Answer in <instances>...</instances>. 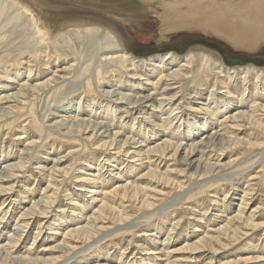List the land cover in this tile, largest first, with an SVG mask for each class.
Returning <instances> with one entry per match:
<instances>
[{"label": "rangeland", "instance_id": "obj_1", "mask_svg": "<svg viewBox=\"0 0 264 264\" xmlns=\"http://www.w3.org/2000/svg\"><path fill=\"white\" fill-rule=\"evenodd\" d=\"M15 1L24 12L20 13L19 17L18 15L16 17V14L9 15L8 12H4L6 16L3 14V16L0 17V89H3L0 90V97L9 91V88H3L6 85H11V92H15L13 88H19L16 84L12 85L8 83V78L4 75L6 68L9 70L7 76L11 77L12 80L16 78L17 82L21 84L26 83L27 85L34 86L50 78L51 70H54L57 64L63 66L64 62L55 64L56 62H54V60L53 63L51 61L47 64V62H44L48 60L46 56L54 57L55 48L61 46L66 40L76 43L74 38L66 39L62 38L61 35L67 34L70 30L78 26L81 28L82 25L83 27L91 26L92 29H98L100 27L102 29L111 28V30H114L122 39L125 49L139 59H148L154 55L170 52L177 56H184L191 51L200 50L214 53L217 58L226 62L225 66L230 68L248 65L255 66L256 64L255 67L264 69V46L255 51L236 50L222 40L214 36L203 34L197 30H190V32L180 31L161 36V19L159 18L161 14L160 12H156L157 6L152 5L149 7L140 0ZM75 45L79 47V44ZM25 55L33 57L34 60L38 59L36 61L40 62L38 68H35L37 71H34L32 80L28 79V68L26 66H19L17 62ZM50 60L53 59L51 58ZM88 65L93 67L92 63ZM84 67L86 68V66ZM91 67L90 70L92 69ZM19 71L21 76H15V74L18 75ZM83 72L81 73L84 75L82 79H80L82 81L84 77L86 78L93 75L91 74L92 70L88 72V70L85 69ZM72 86L73 84L69 85L67 88L68 91L65 90V92H63L65 95L62 93V91H64L63 89L59 91L60 93L57 92L45 95V97H38V100H31L27 105L18 106L19 109H16L17 114L0 122V166L21 161L28 163L26 165L27 167L29 166L24 178L18 180L16 183L4 186L6 188L13 187L14 190L11 192V196L5 194L6 196L0 200V209H5L7 212L5 218L6 223L0 228V242L5 243V241H7L17 221H22L23 212L31 208L34 201L41 199L44 195L54 196L55 198L59 197L51 209L50 207L47 209L49 214L41 218L39 217L37 220H32L30 226L25 230L21 245L17 249H14L15 251L10 255V257L16 260L20 258L21 260L24 259L23 262L19 261L18 264H28L26 261L28 258V260H47L51 257H55L57 254H51L52 252H49L47 248L56 244V240L60 242L63 237L59 236L53 238L49 236L48 233H50V231L52 232L53 229H61V232H66L78 226L85 227V224H92L90 220L86 218L87 216L91 217L96 215L94 211L99 208L100 203L95 204L92 199L88 198L89 194L84 192L90 190L94 185L90 184V186L88 184L79 183L78 181H80V178L96 180L98 182L97 188L99 186L98 190H96L99 193H105L114 190L118 185L136 181L140 174L148 171L144 168L145 166L140 167L133 164L136 159L130 158L132 154L126 156L124 152L118 150H111L108 152H104L103 150L92 154V152L96 151L93 149L99 148L98 146L102 143L96 140L86 142L80 141L79 138H67L66 140L65 137L57 135L56 127H50V124L59 119L56 118L54 114L68 116L76 112L79 107V101L82 97L80 94L78 96L74 95V97L73 95L70 96L71 98L68 99H72L71 103L63 100L65 97H69V89ZM125 86L126 85L122 86L123 88L120 89V92L139 95L138 91H130V88ZM101 87L102 90L109 89L106 84H102ZM118 87L119 86L115 88ZM149 89L150 88L147 90ZM210 90L211 84L209 87L204 88L202 97L198 100H190L193 94L192 90L188 89L186 92L184 91V101L177 102V104L182 102L183 109L180 116H183V118L182 120L179 118L180 121L179 119L176 120L172 127L164 124L163 127L156 132L152 126L142 121V118H139L146 117L148 121H153L154 124L162 125L163 119L167 118L170 113L168 107L165 108V112L162 113L153 112L152 107L144 108L139 113L134 112V116L131 119L125 118V115H130L131 112L127 114L125 111H128V109L123 107L121 108V112L115 115L114 121L108 116L111 124H114L111 129L115 132H123V137L119 138V140H125V137H133L136 140L144 141L142 136L146 137L147 135V137H149L153 133H157V136L152 137V139L150 138L145 143L148 147L162 143L163 140H171L175 144H181L182 142L184 144H190L191 139L193 141H198L201 139V135L221 129L220 127L222 126H219L221 120L219 121V119L226 113H230L236 109V107H234L230 110H224L215 117V121L210 120L212 119V116H210L211 110L215 106V104H212L211 101L209 102L208 99L210 98ZM258 92L259 91H255L253 87H251V89L249 88V96L245 97L246 103L242 110H249L251 106L254 105H257V107L264 106V93ZM147 93L148 92L145 91V93L143 92L142 94L144 95ZM194 101L195 103L199 102L204 104H208L209 102V104L207 106L197 105L193 104ZM81 103L84 107L82 110L85 111L86 114H80V118L84 117L94 121H101L103 119L101 117H106L104 113L103 115H95V111L99 109H95L94 113L90 112V106L94 103L93 98L90 97L86 103H84V101ZM61 105L65 107H61ZM102 105L105 106L107 104L103 103ZM154 105L158 106V101L155 102ZM7 106L9 105H2V107ZM197 108H205V110L202 111L203 114H199V117L203 119L198 118V120L204 121V119H209L211 117L209 119L210 126L207 128V132H200L199 135L195 138L192 137L190 140L184 139L183 136H179V133L182 130H187L190 127V123L192 124L193 122V120H191L193 113L188 110ZM259 115H261L259 126H253L254 128L251 127L246 133L240 135L239 145L221 162V164H224L229 160H236L234 164L232 163V165L230 164L227 166H234V170L236 169L235 171H238L240 168L247 169V172H241L236 176L233 175L234 177H231V174H229L225 177L229 181L222 182L224 185H216L212 188L213 190L198 195L199 188L194 186L195 176L192 175V172H186L183 176L177 175L179 171L185 169V167L178 164L180 154L171 161L158 160L151 168L158 170L159 173L164 175L159 176V179L156 180L157 183H143V186L146 187L147 190H150L149 192H142L143 194L140 193V196L137 198L138 200L134 199L122 202L115 197L116 202L114 204L108 201L109 206H112L114 209L109 211L111 213L109 214V219H111H108L109 222L104 220L103 223H95L97 228L104 229L99 230V235L97 237H92L91 240L78 244L75 251H78V249L84 250L85 248L86 253L81 256L78 261L73 259L69 264H167V259L175 264H186L180 261L181 259H185L184 257L187 256L186 254H177L175 256L171 254L168 258V256L163 254L152 256L150 253L160 248L170 253L183 248L185 244L191 245L192 243H196L200 238L205 237L204 235L216 236L217 233L215 231L219 226L225 225L227 220L233 218L240 209L245 211H241L243 214L242 220L239 221V224H236L238 228V238H230L229 241H223V244H219V246L211 250V254L205 253L198 257L197 260H194L193 263L187 264H264V112H260ZM183 121H185L186 124H184ZM28 123H31V126L25 128V125ZM38 125H40L39 130L37 129ZM145 129H147V132ZM152 130L153 133H151ZM91 135L92 134L85 135L81 138L86 139ZM21 137H24V139L20 140ZM29 142L34 143L33 146H30L32 151L24 154L23 151L26 150ZM250 144H258L260 146L254 148L251 147ZM125 147L123 151L129 149L130 153L136 151L133 145H126ZM82 151L84 152L83 157L79 156V153ZM60 158L63 162L56 164V168L61 171L60 173L63 177H55L52 171H44V173L43 170L40 171L41 169H37L38 165L39 167L49 170L51 167L55 166V163L52 161L59 160ZM252 161H260L259 163H263V165L261 164L259 166V163L256 162L258 165L256 164L255 167H253L254 165H251ZM84 164H88L89 167L84 166ZM138 164L139 162H137V165ZM122 165H124L125 169L122 171L118 170ZM234 170L233 172L236 173ZM86 174H96L98 177L95 179ZM252 176H256L257 180L250 182L249 180ZM55 181L57 182L55 183ZM171 182H173V184ZM248 184L255 185L250 189L253 188L254 191L252 193L257 194L253 201L245 199L248 205L244 208L240 202L244 200V198H242L244 195L239 191H245ZM49 185L51 188L48 189ZM179 186L185 187L184 190L190 189V191L186 190L188 193L185 192L181 194ZM195 194H197V196L194 199L188 200ZM90 195L93 196L94 194ZM101 198L102 196H99V199ZM180 199L181 201H179ZM145 201L153 203L154 207L149 210L143 205ZM76 205L79 206L80 210ZM240 205L243 206L244 209L239 208ZM23 209L25 210L23 211ZM4 215L5 213L1 217H4ZM216 215H224L225 217H217ZM121 216L124 218L130 217L131 220L128 219V221L130 220L129 222L132 224L128 221L127 223H120L118 219ZM250 219L254 221V225L258 228L253 232L251 226L244 225V221H250ZM128 223L132 225V227L123 229L121 230L122 232L114 233V238L113 236H105L106 233L114 231L116 228H122ZM56 225L61 226L58 228ZM245 228L247 230H245ZM195 230L200 232H195ZM149 233H153L155 236L150 238L142 236L143 234ZM242 234L252 236L247 237L242 236ZM36 237L37 243L33 245V240ZM166 238L169 239L167 241L169 244L166 246L156 245L154 242L152 243L153 240L158 243H163ZM139 245L146 249L140 248ZM248 257L251 261L245 263V259ZM64 259L65 258L56 264L62 263ZM142 260H145V262L142 263Z\"/></svg>", "mask_w": 264, "mask_h": 264}, {"label": "bare ground", "instance_id": "obj_2", "mask_svg": "<svg viewBox=\"0 0 264 264\" xmlns=\"http://www.w3.org/2000/svg\"><path fill=\"white\" fill-rule=\"evenodd\" d=\"M140 1L149 7H151L152 5L157 6L156 12H160L161 14V16L159 17L161 19V36L170 35L180 31L190 32V30H197L202 32L203 34L214 36L217 39L222 40L224 43L228 44L236 50L241 49L246 51H255L264 46V0ZM4 12H8L9 15L16 14L15 16L17 17L18 15L19 17L20 13L24 11L20 8L19 4H17L15 0H0V17H2L3 14L5 15ZM78 27L70 30L67 34L61 35L62 38L66 39L74 38L76 43H72L71 41L66 40L61 44V46L55 48L54 57L46 56L48 60L44 61L45 63L47 62L48 64L51 61L53 63V61L55 60V64L64 62V65L62 66L57 64L55 69L51 70L50 72L51 77L47 78L45 82L36 84L34 86L27 85L26 83L21 84L17 82L16 78L12 80L11 77H8L7 74H9V70L7 68L5 69L4 75L6 78H8V83L12 85L16 84L19 88H13L15 89V92H11V85H6L3 87L6 89L9 88V91L0 97V122L17 114L16 109H19L18 106L27 105L31 100H38V97H45V95L57 93L64 89V91H62L63 93L65 92V90L68 91L67 88L69 85L73 84V86L69 89V97L67 96L63 100L71 103L72 99H68L71 98L70 96L73 95L74 97V95H82L77 111L69 114L68 116L63 114H54V116L59 119L50 124V127H56L57 135L65 137L66 140L67 138H79L80 141L86 142L96 140L102 143L98 146L99 148L93 149L96 151L92 152V154L96 153L97 151L103 150L104 152L118 150L120 152H124L126 156L128 154H132L130 158L136 159L133 164L140 167L145 166L144 168L148 171L146 173L140 174L136 181L128 183L126 182V184L124 183V185H115L116 188H114V190L105 193H99L97 191L99 186L97 188L98 182L96 180L80 178V181H78L79 183L94 185H92L93 187H91L88 191H81H84L89 195L94 194L93 196L88 195V198L92 199L95 204L100 203L99 208H95L96 210L94 212H96V215H93L91 217L87 216L86 218L90 220V223L92 224H85V227L78 226L66 232H61V229H53L52 232L50 231V233H48L49 236H52L53 238L60 236L63 238L62 240L60 239V242L56 240L57 243L55 242L56 244L48 247L47 250L49 252H52L51 254L57 255L47 260H28L29 258H26L28 264H56L63 258L65 259L60 264H69V262L73 259L78 261L81 256L85 255L86 250L84 248V250L78 249V251H75L77 248L76 246L78 244H81L82 242L91 240L92 237H97L99 235V230L104 229L97 228V225H95V223H103L104 220H107L109 222V220L111 219H109V214H111L109 211L114 209L112 206H109L108 201H111L112 204L116 202V199L121 200L122 202L131 201L137 199L140 196V193L144 191L149 192L150 189L147 190V188L143 186V183H157L156 180L159 179V176L164 175L159 173L158 170L151 168L160 159H162L163 161H171L180 154L178 164L185 167V169L179 171L177 175L183 176L186 174V172H192V175L195 176L194 186L199 188V192L197 193L198 195L213 190L212 188H214V186L216 185H224L223 183L225 181H229L225 178L229 174H231L232 177L233 175L236 176L241 172H247V169L240 168L238 171H235L236 169L234 170V166H227L230 164L232 165V163L234 164L236 160H229L224 164H221V162L224 161L230 154V152H232V150H234L239 145L240 135L246 133L247 130L253 126H259L261 121V115L259 114L260 112H264V106L257 107V105L251 106V109L249 110H242L244 109L243 107L246 103L245 97L249 96V88L251 89V87H253L255 91H259L262 94L264 93V69L255 67L256 64L255 66L248 65L244 67L230 68L225 66L226 62L221 61V59L217 58L214 53L200 50L191 51L184 56H177L176 54L170 52L154 55L149 57L148 59H139L125 49L122 39L116 34L114 30H111V28L102 29L100 27L98 29H92L91 26L83 27V25L81 26V28ZM75 44H79V47H77V45ZM51 58L53 60H50ZM36 60L38 59L34 60L33 57L25 55L17 61L19 66H26L28 68L27 74L29 80H32L34 71H37V69L35 68H38V65H40V62ZM89 63H92L93 67L88 65ZM84 66H86V68ZM90 67L92 68V77H84L83 81L80 80L84 75L83 70L86 69L88 70V72H90ZM15 76L20 77V71L18 75L15 74ZM102 84H106L109 89L102 90ZM210 84V98L208 99L209 102L211 101L212 104H215V106L211 110V113L209 112L210 116H212V119H210L211 117L209 118L210 120L215 121V117L221 114L224 110H230L234 107H236V109L230 113H226L221 119H219V121L221 120L219 124V126H222L220 127L221 129L201 135V139L198 141H193L191 138H195L197 135H199L200 132H207V128L210 126L209 119L206 118L204 119V121L198 120V118L203 119L199 117V114H203L202 111H204L205 108L188 110L189 112L193 113L191 117V120H193V122L192 124L190 123V127L187 130H182L179 133V136H183L184 139H191L190 144H184L183 142L181 144H175L171 140H163L162 143L156 144L152 147H148L145 143L150 138L152 139V137L157 136V133H153V130L151 131V133H153L152 135H150L149 137H147V135L146 137L142 136L144 141H139L133 137H125V140H119V138L123 137V132H115L111 129L114 124H111L108 116H110L112 121H114L115 115L120 113L121 108L123 107H126L128 109V111H125L127 114L131 112L130 115H125V118L130 119L133 118L134 112L139 113L144 108L152 107L153 112L162 113L165 112V108L168 107V111H170V113L167 118L163 119L162 125L154 124L153 121H148L146 117L139 118H142V121L152 126L154 131L156 132H158L164 124L172 127L176 120H178L179 118L182 120L183 118V116H180L183 109L182 102L178 104L177 102L184 101V91L186 92V90L188 89L192 90L193 94L191 93L192 97H190V100H198L199 98L201 99L204 88L209 87ZM123 85L129 87L130 91H138L139 95L137 96L120 92V89L123 88ZM117 86L119 87L115 88ZM148 88L150 89L147 90ZM145 91L148 93L143 95L142 93H145ZM90 97L94 99V103L92 104V106H90L91 109L89 108L90 112L94 113L95 109H99L98 111H95V115H103V113L106 114V117H101L103 118L101 121H94L90 118L87 119L84 117L80 118V114H86L85 111L82 110V108L84 107L81 102L84 101V103H86V101ZM157 101L159 105L155 106L154 103ZM103 103H106L107 105L104 106L102 105ZM193 104H200L204 106L208 105L199 102L195 103V101ZM2 105L9 106L2 107ZM62 106L65 107L64 105H61V107ZM221 106L223 109L221 108ZM183 122L184 124H186L185 121ZM25 126V128H28L29 126H31V123H28ZM39 127L40 125H38V130ZM145 131L147 132V129H145ZM90 134L92 135L89 138H81L85 135ZM23 139L24 137H21L20 140ZM33 145L34 143L29 142L26 150L23 151L24 154L30 153L32 151L30 146ZM126 145H133L136 151H133L132 153L129 152L130 149L123 151V149L126 148ZM250 146L256 148L260 145L250 144ZM83 153V151L80 152L79 156L83 157ZM52 162L55 163V166L51 167L50 169L48 168L49 170L39 167L38 165L37 169H41L40 171L43 170V172L52 171V174L55 177H63V175H61L60 173L61 171L56 168V164L63 162L62 159L60 158L59 160H53ZM137 162H139L138 165ZM256 162L257 161H252L251 165L253 164V167H255V165L260 161H258L257 163ZM26 164L28 163H24L23 161H21L14 164L10 163L8 165L0 166V200L4 196H6L5 194H12L11 192L14 190L13 187L6 188L4 186L11 183H16L18 180L24 178L27 168L29 167H27ZM261 164L263 165V163ZM261 164L259 163V166ZM84 166L89 167L88 164H84ZM124 169V165H122L118 170L122 171ZM233 170L236 173H234ZM87 176L93 177L95 179L96 177H98V175L96 174H90ZM255 180H257V177L252 176L249 181L251 182ZM56 182L57 181H55V183ZM171 183L173 184V182ZM253 186L255 185L248 184L245 188V191H239L244 195L242 197L244 198V200L240 201L241 205H243L244 208L248 205L246 200L253 201L254 197L257 194L252 193L254 189L250 188ZM179 187L181 189V194L190 191V189L184 190L185 187L183 186ZM49 188H51L50 185L48 189ZM197 194L192 195L188 200L194 199ZM99 196H102V198L99 199ZM57 198L59 197L55 198L54 196L44 195L41 199L34 201L31 208L26 209V211L23 212L22 221H17L15 228L11 230V235H9L7 241H5V243L0 242V264H18L19 261L23 262L24 259L21 260L20 258L16 260L10 257L11 253L15 251L14 249H17L21 245L23 234L25 230L30 226V222L32 220H37L39 217L41 218L42 216L49 214L47 209H49V207L51 209ZM179 201H181V199ZM143 205L149 210L150 208L154 207L153 203L147 201H145ZM241 205L239 208L244 209ZM76 207L79 208L78 205H76ZM24 210L25 209H23V211ZM241 211L243 212L245 210L240 209V211L235 214L233 218L227 220L225 225L219 226L218 229L216 228V236L204 235L205 237L200 238L196 243H192L191 245L185 244L181 249L167 253V251H165L163 248H160L155 252L150 253V255L158 256L163 254L168 256L169 258L171 254H173L174 256L177 254H186L187 256L184 257L185 259H181L180 261L186 264L191 262L193 263V261L197 260V258L201 255L205 253L211 254V250L215 249V247L219 246V244H223V241H229L230 238H238V228L236 227V224H239V221L242 220L243 214ZM4 213V217H1ZM6 216L7 212L5 211V209L1 208L0 228L6 223ZM216 216L225 217L224 215ZM128 219L131 220L130 217L124 218L123 216H121L118 221L120 223H127ZM128 224L122 228H116L114 231L106 233L105 236L112 237L113 235H115L114 233L120 232L123 229L131 228L132 225ZM244 225L251 226L252 232L258 229L257 226L254 225V221L252 219H250V221L245 220ZM56 226L60 228L59 226L61 225ZM245 230L247 229L245 228ZM195 232L200 231L195 230ZM142 236L150 238L155 236V234L149 233L143 234ZM242 236L249 237L252 235L242 234ZM168 240L169 239L166 238L163 243H158L153 240L152 243L154 242V244L156 245L166 246L167 244H169L167 243ZM33 241V245H35L37 243V237ZM139 246L140 248L146 249L141 245ZM250 261L251 259L249 257L245 259V263ZM144 262L145 260H142V263ZM167 264L175 263H172L169 259H167Z\"/></svg>", "mask_w": 264, "mask_h": 264}]
</instances>
